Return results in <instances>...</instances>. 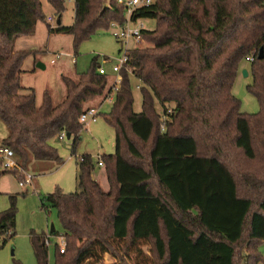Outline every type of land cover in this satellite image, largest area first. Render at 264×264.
<instances>
[{
    "label": "trees",
    "instance_id": "trees-1",
    "mask_svg": "<svg viewBox=\"0 0 264 264\" xmlns=\"http://www.w3.org/2000/svg\"><path fill=\"white\" fill-rule=\"evenodd\" d=\"M104 1L74 0V24L47 23L48 31L73 35L77 48L123 23V6ZM47 2L62 17L65 1ZM131 19L154 20L156 28L145 32L150 46L129 51L116 101L104 116L115 130L114 154L101 157L109 190L93 177L98 162L81 157L79 191L56 188L41 199L42 209L58 212L66 251L58 245L51 262L49 237L32 232L37 264H105L104 255L132 264L143 246L155 255L152 264H264V0H153ZM41 21L42 0H0V119L9 130L2 146L24 166L29 155L62 163L52 141L63 132L73 138L74 156L85 105L108 85L94 61L77 82L63 77L62 103L54 105L46 92L37 107L35 90L21 85L32 53L15 51V44L34 36ZM247 57L254 58L247 89L257 114L243 112L233 93ZM131 76L140 84L139 113ZM10 201L0 212V249L16 236L17 199Z\"/></svg>",
    "mask_w": 264,
    "mask_h": 264
},
{
    "label": "rangeland",
    "instance_id": "rangeland-1",
    "mask_svg": "<svg viewBox=\"0 0 264 264\" xmlns=\"http://www.w3.org/2000/svg\"><path fill=\"white\" fill-rule=\"evenodd\" d=\"M65 1V12L59 17L55 10L49 5L47 0H42L43 12L46 22H39L37 30L32 37H23L17 43V50H25L32 53L23 63L25 72L21 75V85L23 88L34 89L36 92L37 107H41L44 94L49 92L53 104L62 103L66 97V87L63 77L78 81L79 75L88 73L96 61L97 71L103 68L107 72L108 85L106 92L113 87L118 76L113 72V67L123 56L125 46L121 44L112 34V28L97 31L91 38L84 40L77 48L74 45V36L70 34H57L48 31L47 23L52 27L63 25L70 27L75 19V2ZM105 5L110 4V0L104 1ZM49 18H54L53 22H48ZM147 31L156 28V21L141 20ZM150 46L145 38L141 43L130 42V49L146 48ZM122 50V53H119ZM59 57V58H57ZM243 70H247L248 77L243 75ZM131 73V71H130ZM131 78L132 91L134 95V111H142V96L140 84ZM253 83L251 64L246 60L241 63L233 93L242 103V111L248 114H257L260 111L258 101L252 96L247 87ZM101 97V96H100ZM97 97V98H100ZM103 97V96H102ZM116 101V91L113 90L109 98L100 107V116L96 123L84 126L80 132V140L76 146V154L72 155L73 138H66L63 141L55 139L52 141L53 147L58 150L62 163L55 161H39L29 155L26 165L18 159L24 170L35 177L34 183L29 186L20 187L17 173H7L0 180V212L6 211L10 205V197L17 199V219L16 236L8 241L3 249H0V264H37L31 246L30 235L35 232L39 235L49 236L53 233L63 236L64 229L55 209L46 212L42 209L41 199L54 193L57 187L65 193L77 192V175L79 172V159L85 155L91 156L94 163L99 160V155L108 156L115 152V130L109 126L104 116L112 111ZM98 108V107H91ZM157 111L162 114L161 106L156 104ZM9 135V130L0 119V146L3 140ZM62 164V165H61ZM77 173V174H76ZM101 175V183L107 181L105 170L98 167L93 172V177ZM19 177V178H18ZM105 180V182H104ZM100 183V182H99ZM100 185L102 186L103 184ZM108 190V184L106 183ZM103 187V186H102ZM49 253L51 262L56 252L57 246L61 243L60 237L49 236ZM142 254L138 261L140 264H152L155 258L150 251V247H141ZM259 253L264 260V242L259 246ZM137 252L131 253L134 259ZM155 260V259H154ZM135 258L134 262H138ZM102 262L114 264L115 259L110 255H104Z\"/></svg>",
    "mask_w": 264,
    "mask_h": 264
},
{
    "label": "built area",
    "instance_id": "built-area-1",
    "mask_svg": "<svg viewBox=\"0 0 264 264\" xmlns=\"http://www.w3.org/2000/svg\"><path fill=\"white\" fill-rule=\"evenodd\" d=\"M70 2L74 0H69ZM116 2L123 6L125 10V19L123 23L114 22L111 24L112 34L121 44L125 46L123 56L118 60L117 65L113 67V72L118 76V81L114 83L112 87V92L115 90L116 92L120 89V85L122 82L121 72L125 68L128 63V53L130 49V42L141 43L144 40L145 32L147 31L143 24L140 23L141 20L136 22L132 21L133 14L142 8L149 7L153 4V0H116ZM53 18H49L48 22H53ZM122 53V50H121ZM59 58V57H57ZM253 57H247L246 61L251 63L253 62ZM98 73L104 76H107V72L100 68ZM100 116L99 108H88L85 109L83 114L81 115L79 122L84 126H88L92 123H96ZM67 138V133L63 132L57 136L56 139L63 141ZM82 161V159H81ZM98 167L103 168L104 163L99 156ZM0 172L4 173H17L23 177L20 179L19 177V185L20 187H25L32 185L34 183L35 177L28 174L21 164L18 162L16 153L7 146H0ZM49 237V236H48ZM61 243L59 244L60 253L64 254L66 251V240L64 236H60ZM50 244V237L46 241L47 247Z\"/></svg>",
    "mask_w": 264,
    "mask_h": 264
},
{
    "label": "crops",
    "instance_id": "crops-1",
    "mask_svg": "<svg viewBox=\"0 0 264 264\" xmlns=\"http://www.w3.org/2000/svg\"><path fill=\"white\" fill-rule=\"evenodd\" d=\"M54 19V18H53ZM21 39V38H20ZM19 39V40H20ZM19 40H17V42H16V44H15V51H17V52H20V51H25V50H17V43H18V41ZM22 71L23 72H25V70H23V67H22ZM244 71V70H243ZM248 76H249V73H248ZM108 95V92H106L104 95H103V97L101 96L100 98H95V99H93V100H91L90 102H88L86 105H85V109H88V108H91V107H98L99 109H100V107L104 104V102H105V98H106V96ZM66 98V97H65ZM99 156H101V155H99ZM62 165V164H61ZM100 168V167H99ZM101 169H104V167L103 168H101ZM77 174V173H76ZM100 178H101V175H99L98 176V178H94L98 183L100 182L101 183V181H100ZM106 179H107V177H106ZM104 182H105V180H104ZM99 183V184H100ZM106 183L108 184V181H106L105 183H101V184H103L101 187H102V189L104 190V189H106L107 188V186H106ZM57 188H59V187H57ZM62 190V189H61ZM108 190H109V184H108ZM107 190V191H108ZM105 191V190H104ZM51 232V231H50ZM53 261V260H52Z\"/></svg>",
    "mask_w": 264,
    "mask_h": 264
},
{
    "label": "water",
    "instance_id": "water-1",
    "mask_svg": "<svg viewBox=\"0 0 264 264\" xmlns=\"http://www.w3.org/2000/svg\"><path fill=\"white\" fill-rule=\"evenodd\" d=\"M264 56H263V53L261 52V54H260V56H259V59H262ZM243 75L245 76V77H248V72H247V70H244L243 71ZM67 138L68 139H71V135L70 134H67ZM51 233H53V231H51Z\"/></svg>",
    "mask_w": 264,
    "mask_h": 264
}]
</instances>
